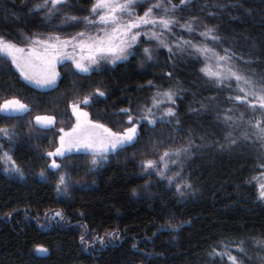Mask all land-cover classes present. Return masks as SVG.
Instances as JSON below:
<instances>
[{"label":"trees","instance_id":"trees-1","mask_svg":"<svg viewBox=\"0 0 264 264\" xmlns=\"http://www.w3.org/2000/svg\"><path fill=\"white\" fill-rule=\"evenodd\" d=\"M42 2L0 0V37L26 47L32 37L96 32L83 19L91 17L94 0H66L52 18L47 8L29 11ZM154 2L136 0L134 12L142 15ZM172 3L178 5L171 13L176 23L163 32V44L142 29L148 35L138 37L127 59L102 61L88 73L64 61L57 84L48 90L28 84L0 54V104L18 99L28 109L0 112V129L5 130L0 155L8 153L19 169L6 171L0 159V264H232L229 255L244 264H262L264 252L250 238H264V201L258 199L256 181H249L264 171V141L252 127L264 112L235 99L244 95L235 79L221 86L205 76L204 58L185 41L206 43L221 54L229 49L233 64L259 85L264 82V0ZM65 13L79 23L68 26ZM185 22L193 23L194 30L181 27ZM205 26L214 27L219 41L200 35ZM145 47L152 50L151 60L143 54ZM97 88L105 95L99 96ZM167 89L175 92V103L155 110L158 122L140 119L153 95ZM85 96L90 97L87 105ZM73 102L90 120L113 131L130 126L128 115H133L140 120L138 137L94 171H89L86 152L49 156L58 147L60 129L74 124ZM166 107L175 114L159 122ZM36 116L55 120L40 126ZM178 147L189 150L176 164L167 163V174L180 173L176 182L190 184L183 196L175 183L142 166L145 160L159 163L165 150ZM53 159L61 164L59 170L50 167ZM61 174L69 177L68 187L58 191ZM56 211L63 217L53 215ZM169 219L178 227L168 228ZM242 240L246 255L237 249Z\"/></svg>","mask_w":264,"mask_h":264},{"label":"snow or ice","instance_id":"snow-or-ice-1","mask_svg":"<svg viewBox=\"0 0 264 264\" xmlns=\"http://www.w3.org/2000/svg\"><path fill=\"white\" fill-rule=\"evenodd\" d=\"M187 0H180V5H184ZM66 5V0H43L42 3L36 4L30 9V12L40 11L47 8V15L52 18L57 15L61 7ZM136 0H94L91 7V17L85 16L83 19L89 27H95V33H87L79 31L74 36L67 38L61 37L58 33L49 34L45 38L32 37L30 43L26 47H20L16 43L8 41L0 37V54L9 58L15 68L20 72V75L37 87H53L56 84L58 73L55 71L56 64L65 59H71L73 65L80 73H88L93 65H99L102 61L115 63L117 60L127 59L130 54L129 49L139 43L138 37L148 35V31L142 32V29L147 28L150 31L152 39L163 44L162 34L164 31H170L171 26L176 23V17L171 13L178 7L172 3V0H155L150 4L143 14L134 12ZM163 9L162 12L157 10ZM195 17L193 21H195ZM64 22L68 26L79 23L78 17L74 15L64 14ZM181 27L186 28L189 32L194 30V24L185 22ZM159 28L161 31H156ZM205 40L219 41L220 37L215 34L214 27H207L200 33ZM191 44L193 49L199 53L205 63L201 71L210 80L215 81L218 85L223 86L225 83L230 84L232 79L237 82L239 91L244 95H236L237 101H248L249 107L254 111L264 112V82L257 85L250 77L241 73L232 62V55L229 49H224L223 54L216 51L214 47H209L205 44H195L191 41H185ZM167 46V45H165ZM179 47V45H177ZM171 51V48L169 49ZM143 54L148 59L153 58L152 50L149 47L143 48ZM151 84V82H149ZM99 96H104L105 93L99 88L96 89ZM175 92L172 89L157 91L152 97L151 105L142 109L145 112L140 119L147 120L149 125H155L158 121L155 115V110H158L160 105L165 102L175 103ZM251 97V100L248 98ZM90 97L85 96L83 103L89 104ZM73 115L76 117V123L73 127L65 132L60 129L61 136L59 137L60 146L54 152H49V156L64 157L66 153L73 149L84 151L91 156L89 171L96 170L108 158L110 153L118 152L119 150L130 146L138 137L139 119L134 121L133 115H128L130 126L124 127L123 131H113L102 123L94 122L88 118V113L79 107V104L73 102L71 105ZM27 106L18 99L5 100L0 104V112H16L22 113L27 111ZM121 112L129 113V109H121ZM174 109L166 107L163 111L159 122H164L163 117L174 116ZM226 120H231V117L226 116ZM35 120L40 126L53 124L54 116H36ZM255 129L253 133L258 139L264 141V119H256L252 125ZM0 129V132H4ZM247 135V134H246ZM230 143H236L231 140ZM187 147H178L174 150H165L160 156V162L153 160H145L143 162L144 169H155L156 174L167 178L169 184L175 183L176 191L179 195H185V192L190 188V184L186 181L179 180L180 173H175V176L167 174V163L176 164L181 154H187ZM0 159L7 161L11 160L8 153L0 155ZM52 169L59 170L61 164L53 159ZM260 167L264 169V163ZM15 169V164H12ZM7 171V169H6ZM19 171V169H16ZM151 175V172H149ZM260 178L253 176L249 183L256 181L258 199L264 201V171L259 174ZM69 177L67 174H61L57 181V190L67 189ZM53 215L63 217V213L56 211ZM167 223L168 228H175L178 225H173L171 219ZM115 236L116 234L113 233ZM83 241V237H81ZM102 239V238H101ZM251 241L258 247L261 252H264V238L257 240L255 237L250 238ZM245 241H240L237 245L238 252L241 255H246ZM133 249L137 248V244L132 245ZM40 251H47L39 248ZM215 252V249L213 250ZM229 260L232 264H244L243 259H237L236 256L229 255ZM264 264V257H261Z\"/></svg>","mask_w":264,"mask_h":264},{"label":"rangeland","instance_id":"rangeland-1","mask_svg":"<svg viewBox=\"0 0 264 264\" xmlns=\"http://www.w3.org/2000/svg\"><path fill=\"white\" fill-rule=\"evenodd\" d=\"M3 55V54H2ZM4 56V55H3ZM11 61V60H10ZM64 61H70V62H72L71 61V59H65V60H63L62 62H60V63H58V64H56V66H55V71L58 73V66L61 64V63H63ZM14 66V65H13ZM14 68H15V66H14ZM96 68V65H93L92 66V68H91V70H93V69H95ZM16 69V68H15ZM17 70V69H16ZM90 70V71H91ZM17 72L19 73V75H20V72L17 70ZM59 74V73H58ZM21 76V75H20ZM22 77V76H21ZM58 78H59V75H58V77H57V80H56V84H57V81H58ZM22 79L23 80H25L23 77H22ZM28 84H30V85H32L33 87H35V88H37V89H40V90H48V89H50L49 87H37V86H35L33 83H31V82H29L28 80H25ZM55 84V85H56ZM54 85V86H55ZM53 86V87H54ZM52 88V87H51ZM83 110V109H82ZM4 113H6V112H4ZM23 113V112H22ZM72 113H73V110H72ZM6 114H19V113H16V112H7ZM73 118H74V124L76 123V117L73 115ZM89 118V117H88ZM73 124V125H74ZM48 126V125H47ZM73 127V126H72ZM70 130V129H69ZM69 130H67V131H69ZM67 131H65V132H67ZM62 134V133H61ZM59 143H58V147L60 146V140L58 141ZM80 152H84V151H78V150H76V149H73L71 152H68V153H66V154H69V153H80ZM4 161H5V165H6V169H7V171H10V172H17L16 171V167H15V169L14 168H12V164H13V162L10 160V161H7V160H5L4 159Z\"/></svg>","mask_w":264,"mask_h":264}]
</instances>
